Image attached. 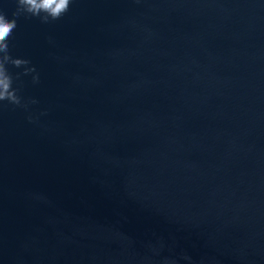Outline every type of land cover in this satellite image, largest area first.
Returning <instances> with one entry per match:
<instances>
[{"label":"water","instance_id":"water-1","mask_svg":"<svg viewBox=\"0 0 264 264\" xmlns=\"http://www.w3.org/2000/svg\"><path fill=\"white\" fill-rule=\"evenodd\" d=\"M9 49L0 264H264V0H73Z\"/></svg>","mask_w":264,"mask_h":264},{"label":"clouds","instance_id":"clouds-1","mask_svg":"<svg viewBox=\"0 0 264 264\" xmlns=\"http://www.w3.org/2000/svg\"><path fill=\"white\" fill-rule=\"evenodd\" d=\"M17 7L12 13V19H9L3 10H0V103L7 102L14 107L27 109L23 97L20 95V89L14 87L15 79L19 78L21 73H17L14 78L9 71V65L14 68H23V75L33 74L32 82L39 83V74L36 73L34 66H30L31 61L22 58H15L11 55L9 49V38L17 28V19L24 15L26 18H37L42 23H50L60 20L69 12L73 0H15ZM30 103H37L31 100ZM32 117L29 116L31 122Z\"/></svg>","mask_w":264,"mask_h":264}]
</instances>
